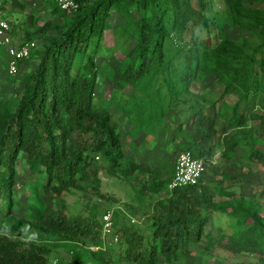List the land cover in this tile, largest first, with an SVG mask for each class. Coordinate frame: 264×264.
<instances>
[{"label": "trees", "instance_id": "1", "mask_svg": "<svg viewBox=\"0 0 264 264\" xmlns=\"http://www.w3.org/2000/svg\"><path fill=\"white\" fill-rule=\"evenodd\" d=\"M215 1L76 0L78 8L66 10L58 0H43L28 14L24 40L44 35V41L22 61L36 66L24 74L19 96L0 99V229L7 227L0 264H54L61 246L79 264H118L103 250V214L110 209L94 202L87 215L73 216L47 199L62 201L72 191L103 198L101 169L154 176L138 192L142 202L149 197L145 227L119 230L128 263L189 264L201 244L203 264L218 248L264 262V204L239 191L245 174L227 186L204 175L170 189L174 165L152 168L126 156L125 121L134 125L133 137L167 139L173 132L180 152L197 158L207 157L218 136L225 160L244 154L264 166V0H222L218 8ZM112 11L124 22L113 26ZM36 21L43 22L31 31ZM105 43L114 65L98 62ZM9 59L1 49L0 64ZM101 79L112 83L108 100H96ZM169 113L177 123L165 120ZM22 177L37 203L30 218L13 210ZM212 214H222L217 236L205 231ZM118 219L113 211V227Z\"/></svg>", "mask_w": 264, "mask_h": 264}, {"label": "rangeland", "instance_id": "2", "mask_svg": "<svg viewBox=\"0 0 264 264\" xmlns=\"http://www.w3.org/2000/svg\"><path fill=\"white\" fill-rule=\"evenodd\" d=\"M5 6L8 18L11 20L12 31L11 38L14 46H19L25 42V34L27 24L25 23L26 17L31 13L33 8L40 7L43 0H17L19 3L24 4L26 8H23L21 4H15V0H1ZM222 0L215 1V8L219 7ZM49 15L44 17L47 19ZM110 23L113 26H117L124 22L121 15L116 11H112L110 16ZM43 21H36L30 26V30L34 31L38 24H42ZM245 36L249 33L240 30ZM35 41L37 45H41L44 41V35L36 37ZM114 42L110 41L109 45H113ZM105 50L107 49L108 43L104 44ZM115 57L110 50L103 51L98 56L99 63H109L114 65ZM36 62L31 63L21 62L19 70L15 74H11L8 70L7 65L0 64V99L15 98L19 96L21 92L22 79L24 74L34 69ZM112 83L108 79H101L99 90L96 93V100H108L111 96ZM120 117L119 113L116 116ZM167 122L177 123V118L174 113H169L165 119ZM134 125L128 122H124L123 136L126 146V156L132 157L137 162L145 163L152 168L158 166V164H164L165 166L176 165V160L181 153L179 149L180 139L178 136L172 135L173 132L166 134L167 139L163 137V134H150L146 135L141 132L137 137L131 135V131ZM221 144L219 137L217 136L214 140L212 149L207 154L206 165L207 171L205 174V181H210L213 185L221 182L225 186L233 184V177H239L245 174V178L238 184L240 192L246 196L253 197L264 204V166L260 161L247 160L244 154H240L234 158V160L227 161L221 157L220 154ZM101 161V159L99 160ZM22 161L19 162V170H22ZM168 168V167H167ZM166 169L163 176L168 175ZM223 173L231 176V178L225 180ZM101 179L102 186L100 189L103 198L93 199L88 192L72 191L66 193L65 198L61 199L54 195L49 194L47 199L48 202L54 201L58 207L67 214L76 216L78 214H88L92 208L94 202L101 207L110 209L112 211H119V219L117 225L111 228L110 232H104L106 245L104 251L111 257L112 263L118 264H130L125 259L126 243L122 237V233L119 230L124 225L129 223L135 226L145 227V213L147 210L148 198L146 201H141L138 195L141 185L145 182H152L154 179L153 175L148 173L143 175L135 174L132 177H125L124 173L117 172L114 175H109L105 170L101 169L98 173ZM30 180L26 177H22L13 188V210L14 213L19 217L30 218L32 210L36 207L35 195L32 191ZM215 191L212 190V193ZM44 193V192H43ZM215 194V193H214ZM104 215V214H103ZM217 216L222 214L211 215L206 225V233L213 232L216 236L217 231ZM104 217V216H103ZM9 223V220L5 221ZM221 224L230 230L224 221ZM7 228V227H6ZM2 227L0 234L5 233L7 229ZM117 237V238H116ZM206 240V239H205ZM202 245H199V252L194 255L188 256L187 262L189 264H203V253L201 252ZM96 249L95 247H93ZM54 264H58L59 260L62 264H79L73 258L69 249L65 246L55 247V254L52 257ZM240 262H253L255 264H264L255 255H249L248 253L232 254L223 248H218L215 255L209 259L208 264H239Z\"/></svg>", "mask_w": 264, "mask_h": 264}, {"label": "built area", "instance_id": "3", "mask_svg": "<svg viewBox=\"0 0 264 264\" xmlns=\"http://www.w3.org/2000/svg\"><path fill=\"white\" fill-rule=\"evenodd\" d=\"M60 6L66 10H76L78 3L76 0H58ZM12 24L8 18L5 6L0 0V61L1 49L5 48L9 56L8 70L11 74L18 72L20 64L29 58L32 50L37 47V42L25 41L19 46L12 44L11 38ZM207 171L206 160L204 158L194 157L190 151L179 153L175 173L169 183L170 189L184 186L195 185L204 177ZM104 232H110L113 228V211L109 210L104 214ZM117 238V237H116Z\"/></svg>", "mask_w": 264, "mask_h": 264}]
</instances>
